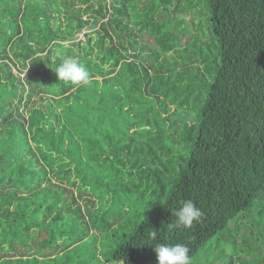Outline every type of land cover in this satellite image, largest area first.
Segmentation results:
<instances>
[{
  "label": "trees",
  "instance_id": "1",
  "mask_svg": "<svg viewBox=\"0 0 264 264\" xmlns=\"http://www.w3.org/2000/svg\"><path fill=\"white\" fill-rule=\"evenodd\" d=\"M185 1L0 0V264H264V0Z\"/></svg>",
  "mask_w": 264,
  "mask_h": 264
},
{
  "label": "clouds",
  "instance_id": "2",
  "mask_svg": "<svg viewBox=\"0 0 264 264\" xmlns=\"http://www.w3.org/2000/svg\"><path fill=\"white\" fill-rule=\"evenodd\" d=\"M60 81L71 83L74 86H88L91 81L90 74L83 63L73 57L62 59L59 67L56 68ZM175 224H169L171 228H192L195 224L200 223L204 215L200 207L192 200H181L179 207L172 211ZM150 239H157V231L153 230L148 233ZM154 251L158 264H192L190 250L185 244L167 245L157 243L154 245Z\"/></svg>",
  "mask_w": 264,
  "mask_h": 264
},
{
  "label": "rangeland",
  "instance_id": "3",
  "mask_svg": "<svg viewBox=\"0 0 264 264\" xmlns=\"http://www.w3.org/2000/svg\"><path fill=\"white\" fill-rule=\"evenodd\" d=\"M190 3H193V2H192L191 0H186L184 6L187 7V6H189ZM193 14H195V11L193 12ZM187 15H188V14H187ZM188 16H189V18H191L190 15H188ZM203 24H204V25H203ZM203 24H202V25L204 26L203 28H204V29H205V28L207 29V27H208L207 19H203ZM202 25H201V26H202ZM207 33H208V29L206 30L205 34L207 35ZM81 37H82V35H81Z\"/></svg>",
  "mask_w": 264,
  "mask_h": 264
}]
</instances>
